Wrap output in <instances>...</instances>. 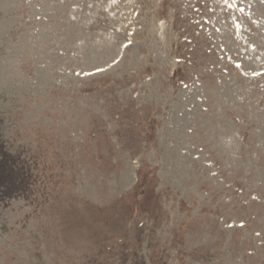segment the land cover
Returning <instances> with one entry per match:
<instances>
[{
	"label": "rangeland",
	"instance_id": "1",
	"mask_svg": "<svg viewBox=\"0 0 264 264\" xmlns=\"http://www.w3.org/2000/svg\"><path fill=\"white\" fill-rule=\"evenodd\" d=\"M0 156V264H264V0H0Z\"/></svg>",
	"mask_w": 264,
	"mask_h": 264
},
{
	"label": "trees",
	"instance_id": "2",
	"mask_svg": "<svg viewBox=\"0 0 264 264\" xmlns=\"http://www.w3.org/2000/svg\"><path fill=\"white\" fill-rule=\"evenodd\" d=\"M1 159H2V158H1V156H0V161H1ZM1 175L3 176V178H5V176H6V177L8 176V173H4V174H3V173L1 172L0 176H1ZM23 185H24V183H23ZM17 187H19V186H17Z\"/></svg>",
	"mask_w": 264,
	"mask_h": 264
}]
</instances>
